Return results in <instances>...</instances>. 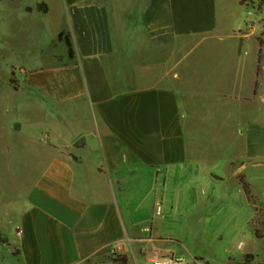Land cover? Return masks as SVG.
I'll return each instance as SVG.
<instances>
[{
  "label": "crops",
  "instance_id": "obj_1",
  "mask_svg": "<svg viewBox=\"0 0 264 264\" xmlns=\"http://www.w3.org/2000/svg\"><path fill=\"white\" fill-rule=\"evenodd\" d=\"M249 10L244 0H34V60L12 86L25 97L0 102V264H113L143 243L164 253L147 236L170 186L181 197L201 168L225 160L238 177L264 164V57L258 75Z\"/></svg>",
  "mask_w": 264,
  "mask_h": 264
},
{
  "label": "rangeland",
  "instance_id": "obj_2",
  "mask_svg": "<svg viewBox=\"0 0 264 264\" xmlns=\"http://www.w3.org/2000/svg\"><path fill=\"white\" fill-rule=\"evenodd\" d=\"M246 2L255 4L251 0ZM33 3L34 0H0V102L5 105L25 97L24 94L13 93L12 86L21 85L18 70L34 60L35 44L27 39L28 28L31 23L40 21L38 14L27 12ZM258 4L260 2L255 5ZM263 15L264 10L257 17H260L258 21L263 19ZM257 31L256 43L250 47L254 52L263 40L264 28ZM247 167L245 173L238 177L233 176L236 168L225 160L216 172L208 167L206 171L201 168L186 181L188 186L182 187L181 197L177 196L178 187L170 186L161 224L155 225L159 233L155 231L147 236L154 243H159L165 249L164 253L154 252L148 243H143L139 252L130 250L123 255L150 258L152 263L161 257L175 258L166 255L172 251L186 260L183 264H207V261L215 264L263 263L264 239H256L254 224L264 212V164L255 169H251V165ZM213 175L226 181L214 180ZM243 183L250 187L252 203L248 201ZM177 201L184 207L183 213L170 211ZM195 256H202L205 260H193Z\"/></svg>",
  "mask_w": 264,
  "mask_h": 264
},
{
  "label": "trees",
  "instance_id": "obj_3",
  "mask_svg": "<svg viewBox=\"0 0 264 264\" xmlns=\"http://www.w3.org/2000/svg\"><path fill=\"white\" fill-rule=\"evenodd\" d=\"M246 1V0H244ZM260 5L264 6V2L260 1ZM38 10L42 13H48V7L46 4H39L38 5ZM264 36V34H263ZM60 39L64 38V34H61L59 36ZM66 44L69 48V52L72 55V45L71 42L69 41V39H66ZM259 51H258V57H259V63H260V67H259V72L258 75H261V65H262V61H263V53H264V40H260L259 42ZM259 84H256V89H258ZM257 91V90H256ZM244 184V183H243ZM244 189L248 198V201L250 203L253 202L252 200V196H251V190L250 187L247 184H244ZM254 232H255V237L258 240H263L264 239V212L263 215L261 217H259V219L256 220L255 224H254ZM1 240V239H0ZM109 261L113 264H128L129 263V258L126 255L123 254H117L114 253L110 258Z\"/></svg>",
  "mask_w": 264,
  "mask_h": 264
},
{
  "label": "built area",
  "instance_id": "obj_4",
  "mask_svg": "<svg viewBox=\"0 0 264 264\" xmlns=\"http://www.w3.org/2000/svg\"><path fill=\"white\" fill-rule=\"evenodd\" d=\"M248 7H250L249 10V21L246 23L247 31L245 33L246 38H253L256 40V33L258 32V26L260 25L259 22L257 21V17L262 13L264 10V6H261L260 4L255 5V4H250L248 2L245 3ZM264 28V27H263ZM246 52H250V46L246 47ZM19 235H21V232H19ZM152 264H183L182 259H177V258H169V257H161L154 259L152 261Z\"/></svg>",
  "mask_w": 264,
  "mask_h": 264
},
{
  "label": "water",
  "instance_id": "obj_5",
  "mask_svg": "<svg viewBox=\"0 0 264 264\" xmlns=\"http://www.w3.org/2000/svg\"><path fill=\"white\" fill-rule=\"evenodd\" d=\"M85 146V138H81L77 144H76V147L78 148H81V147H84Z\"/></svg>",
  "mask_w": 264,
  "mask_h": 264
}]
</instances>
